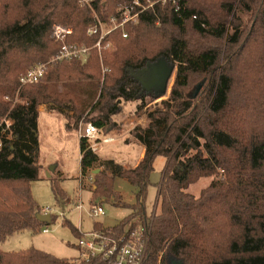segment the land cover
Here are the masks:
<instances>
[{
  "label": "trees",
  "instance_id": "trees-1",
  "mask_svg": "<svg viewBox=\"0 0 264 264\" xmlns=\"http://www.w3.org/2000/svg\"><path fill=\"white\" fill-rule=\"evenodd\" d=\"M132 1L0 0V116L13 122L11 140L0 150V243L45 225L35 218L40 210L30 192L40 170L38 108L67 110L69 132L91 123L110 133L122 102L138 101L139 116L160 99L142 89L139 77L165 60L175 67L173 86L147 111V123L130 132L144 147L135 168L102 161L86 139L79 140L81 176L99 170L92 177L94 200L124 204L115 178L135 190L127 218L94 229L119 236L127 226H141L148 233L144 264H264V0L156 3L106 36L103 44L111 48L100 52L101 63L95 47L100 35L88 32ZM55 25L71 29L66 44L88 48V59L52 63L40 81L20 89L21 75L58 54L61 44L51 39ZM194 78L201 86L191 95ZM158 157L165 167L147 217L143 201ZM201 178L212 181L200 196L187 193ZM51 189L64 199L56 181ZM0 264L72 263L30 248L0 251Z\"/></svg>",
  "mask_w": 264,
  "mask_h": 264
},
{
  "label": "rangeland",
  "instance_id": "rangeland-1",
  "mask_svg": "<svg viewBox=\"0 0 264 264\" xmlns=\"http://www.w3.org/2000/svg\"><path fill=\"white\" fill-rule=\"evenodd\" d=\"M99 58L102 63L100 52ZM174 77L175 69L168 83L166 95L151 103L139 116L135 115L138 101L122 102L120 112L113 117V121L116 122L114 131L107 134L100 133L98 136L100 140L106 137L116 139L114 143L100 144L97 147L95 153L100 160L113 161L127 169L133 168L139 158L140 148L129 135L130 128H134L136 123L138 125L147 123V111L152 110L156 104L167 99L173 86ZM193 81L192 89L189 91L191 95L194 92L196 94L198 86H201L197 78H194ZM67 114H69L67 110L60 112L56 108L45 106V110L40 112L37 119L38 165L40 170L39 179L30 184V192L40 214L43 210H49L47 214L51 216L52 222L41 225L39 230H26L8 237L0 243V251L2 252H19L34 248L56 258L73 261L78 257L79 252L77 248L78 237L73 234L71 228L88 232L94 228L96 223L101 224L103 228H112L132 213L131 207L136 204L135 190L122 178H115L114 191L121 196V202L125 205H116L112 199L107 201L101 198L95 200L92 198L90 184L81 178L80 173L79 130L69 132L65 129ZM96 115L94 114L93 117ZM80 127H84V125L80 124ZM54 166L56 169L50 172L51 178H47V172ZM164 167L165 159L156 158L150 184L143 201V208L147 217L153 215L157 185L161 180ZM53 181H56L63 191L64 199L60 196L57 198L54 196L51 189ZM211 181L212 178H201L189 186L186 192L194 197H199ZM76 204H82V209L76 210ZM91 204H100L104 209V215L91 218L89 216ZM45 228L49 231L47 234L42 233Z\"/></svg>",
  "mask_w": 264,
  "mask_h": 264
},
{
  "label": "built area",
  "instance_id": "built-area-1",
  "mask_svg": "<svg viewBox=\"0 0 264 264\" xmlns=\"http://www.w3.org/2000/svg\"><path fill=\"white\" fill-rule=\"evenodd\" d=\"M161 3L162 5L170 3L176 5V0H156L154 3H141L139 0H133L128 6L120 9L119 15L111 16L108 23H103L98 20L97 25L89 30L88 35L99 34V39L95 45L99 52L111 48L110 43L103 44L106 36L110 33L123 29L127 24L135 23L140 14L145 10L151 8L154 4ZM71 29L55 25L52 28L51 39L55 43L61 44L58 54L53 57L48 63H40L35 67L26 71L18 79L20 89L37 83L40 81L46 72L48 65L52 63L78 60L86 62L89 55V49L77 45L66 44V38L71 35ZM123 38H127V34L123 33ZM18 93L12 102L14 106L18 100ZM5 101H11L9 97L4 98ZM12 120L9 115L0 116V150L5 142L11 140L12 137ZM99 130L87 123L84 127H80L78 131V138L86 139L89 144V149L92 153L97 151L100 144H107L114 141L111 137L99 139ZM93 173L89 172L84 177L89 183H92ZM76 210L82 209V204L75 205ZM49 210H43L41 214H47ZM104 215V209L100 204H91L89 216L91 218H98ZM63 217V216H61ZM47 228L42 230L43 234H47ZM77 239L78 257L71 261L72 264H144L148 251V233L144 231L141 226H135L131 229L127 226L124 232L119 236H112L110 233L98 229H92L88 232L79 231Z\"/></svg>",
  "mask_w": 264,
  "mask_h": 264
},
{
  "label": "water",
  "instance_id": "water-1",
  "mask_svg": "<svg viewBox=\"0 0 264 264\" xmlns=\"http://www.w3.org/2000/svg\"><path fill=\"white\" fill-rule=\"evenodd\" d=\"M174 66L169 65L165 60H159L157 63L149 65L140 75L139 82L142 89L146 93H152L162 98L166 95L168 83L174 72ZM198 86L196 93H198ZM55 167H51L47 172V178L50 177V172H53ZM99 173V170L93 172V175ZM35 218L42 224H49L51 216L49 214H36Z\"/></svg>",
  "mask_w": 264,
  "mask_h": 264
},
{
  "label": "crops",
  "instance_id": "crops-1",
  "mask_svg": "<svg viewBox=\"0 0 264 264\" xmlns=\"http://www.w3.org/2000/svg\"><path fill=\"white\" fill-rule=\"evenodd\" d=\"M45 110V106H40L39 107V109H38V111H39V114H40V112H42V111H44ZM141 123V122H140ZM136 125H138V123H136ZM135 125V126H136ZM133 130V127H131L130 128V131H129V135H130V132ZM131 136V135H130ZM111 138H113V137H111ZM132 138V137H131ZM114 139V141L113 142H111V143H114L115 141H116V139L115 138H113ZM78 140H79V138H78ZM133 140V139H132ZM111 143H107V144H111ZM136 143V142H135ZM138 146H139V148H140V154H139V158H138V160L135 162V164H134V166H133V168H135L137 165H138V163L142 160V158H143V156H144V147L143 146H141L140 144H138V143H136ZM79 162H80V154H79ZM125 168V167H124ZM132 168V169H133ZM96 171V170H95ZM94 171H91V173H93ZM81 173V172H80ZM88 184H90V188L91 189H94V186H93V184L92 183H88ZM96 224H99V223H96ZM101 225V224H100ZM77 230V229H76ZM78 231V233L80 234V230H77Z\"/></svg>",
  "mask_w": 264,
  "mask_h": 264
}]
</instances>
